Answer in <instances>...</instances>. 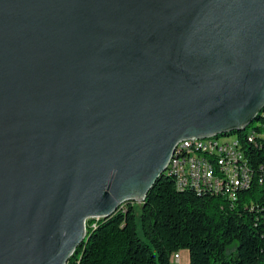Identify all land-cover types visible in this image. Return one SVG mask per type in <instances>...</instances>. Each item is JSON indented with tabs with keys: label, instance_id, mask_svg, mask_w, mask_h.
<instances>
[{
	"label": "water",
	"instance_id": "obj_1",
	"mask_svg": "<svg viewBox=\"0 0 264 264\" xmlns=\"http://www.w3.org/2000/svg\"><path fill=\"white\" fill-rule=\"evenodd\" d=\"M263 109L264 0H0V264H66Z\"/></svg>",
	"mask_w": 264,
	"mask_h": 264
},
{
	"label": "trees",
	"instance_id": "obj_2",
	"mask_svg": "<svg viewBox=\"0 0 264 264\" xmlns=\"http://www.w3.org/2000/svg\"><path fill=\"white\" fill-rule=\"evenodd\" d=\"M253 123L249 131L264 123V112ZM248 132L230 134L240 138ZM257 155L255 165L264 162V152ZM122 207L110 217L87 222L86 239L66 264H173L171 258L184 250L190 264H264V184L256 177L232 202L222 195L176 188L171 173L161 174L140 204L146 239L138 233L136 205Z\"/></svg>",
	"mask_w": 264,
	"mask_h": 264
},
{
	"label": "built area",
	"instance_id": "obj_3",
	"mask_svg": "<svg viewBox=\"0 0 264 264\" xmlns=\"http://www.w3.org/2000/svg\"><path fill=\"white\" fill-rule=\"evenodd\" d=\"M249 145L259 151L251 152ZM261 152H264V123L243 137L213 142L212 149H204V143L198 147H179L178 143L175 157L164 173H171L176 188L193 186L199 195H222L235 202L240 191L249 188L255 177L259 184H264V162L261 159L257 165L253 162V155ZM180 258V253L174 255L175 261Z\"/></svg>",
	"mask_w": 264,
	"mask_h": 264
},
{
	"label": "rangeland",
	"instance_id": "obj_4",
	"mask_svg": "<svg viewBox=\"0 0 264 264\" xmlns=\"http://www.w3.org/2000/svg\"><path fill=\"white\" fill-rule=\"evenodd\" d=\"M256 123H257V122L253 123L252 125H255ZM249 130H250V127L247 128V132H248ZM236 137H237L236 134H230V135H228V136H226V137H221V138H220V141H222V140H227V139L230 140V139H233V138H236ZM128 203H129V202H128ZM128 203L123 204V207H122V208H123V209L126 208V206L128 205ZM130 203L136 205L135 209H136V220H137V224H138V233H139V235H140L142 238L146 239L145 235L143 234L142 227H141V208H140V203L135 202V201L130 202ZM88 221H89V220H88ZM188 253H189V252H188L187 250L180 251L181 258L179 259V261H175V260H174V257H173V258H171L172 263H173V264H186L187 260H190V254H188Z\"/></svg>",
	"mask_w": 264,
	"mask_h": 264
},
{
	"label": "bare ground",
	"instance_id": "obj_5",
	"mask_svg": "<svg viewBox=\"0 0 264 264\" xmlns=\"http://www.w3.org/2000/svg\"><path fill=\"white\" fill-rule=\"evenodd\" d=\"M264 112V109L260 112V114L261 113H263ZM259 114V115H260ZM258 118H259V116H258ZM253 123V122H252ZM251 123V124H252ZM250 124V125H251ZM249 127V126H248ZM247 127V128H248ZM246 128V129H247ZM220 136V135H219ZM217 136H215V137H209V138H204V139H186V140H184V141H181V142H179V147H198V146H200L201 145V143H204V149H212V146H213V142H218V141H220V140H213V139H211V138H216ZM220 139V138H219ZM175 157V151H174V154H173V156H172V158H174ZM171 158V159H172ZM190 188L191 190H195V191H197L198 193H199V190H196V189H193V186H179V188L180 189H186V188ZM188 190V189H187Z\"/></svg>",
	"mask_w": 264,
	"mask_h": 264
},
{
	"label": "crops",
	"instance_id": "obj_6",
	"mask_svg": "<svg viewBox=\"0 0 264 264\" xmlns=\"http://www.w3.org/2000/svg\"><path fill=\"white\" fill-rule=\"evenodd\" d=\"M188 251V250H187ZM189 252V251H188ZM189 254V253H188ZM186 264H190V260H187Z\"/></svg>",
	"mask_w": 264,
	"mask_h": 264
}]
</instances>
